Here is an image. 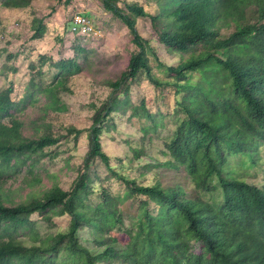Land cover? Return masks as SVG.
<instances>
[{
	"label": "trees",
	"instance_id": "obj_1",
	"mask_svg": "<svg viewBox=\"0 0 264 264\" xmlns=\"http://www.w3.org/2000/svg\"><path fill=\"white\" fill-rule=\"evenodd\" d=\"M32 1L1 4L18 10ZM101 1L129 29L136 52L108 84L111 96L94 106L88 152L69 190L54 183L40 191V162L60 139L49 126L24 137L21 101L12 87L0 91V264H264V186L248 181L264 168V0ZM146 20L150 34L140 26ZM224 28L233 32L221 37ZM33 31L34 40L45 36L42 19ZM46 65L42 57L39 74ZM52 66L51 85L34 76L26 99L35 104L33 95L43 94L44 111H61L56 95L80 66L74 59ZM142 87L162 100V118L163 109L174 117L162 152L177 174L171 186L138 182L128 173L131 160L113 164L101 143L108 118L126 113L130 89ZM131 109L129 118L145 117L151 124L143 130L156 131L144 101ZM66 133L76 141L85 130ZM96 160L119 190L91 178ZM4 177L20 184L6 188ZM34 216L68 223L42 237ZM80 232L98 250L80 244Z\"/></svg>",
	"mask_w": 264,
	"mask_h": 264
},
{
	"label": "rangeland",
	"instance_id": "obj_2",
	"mask_svg": "<svg viewBox=\"0 0 264 264\" xmlns=\"http://www.w3.org/2000/svg\"><path fill=\"white\" fill-rule=\"evenodd\" d=\"M136 1L145 6L148 3V0ZM1 3L0 0V91L12 87V97L21 101L16 117L23 123L24 137L32 136L34 126H49L51 133L60 139L40 162L37 170L41 178L40 191L50 188L54 183L69 190L88 152L86 134L91 125L94 106L99 107L111 96L108 84L119 78L136 52L133 36L120 19L104 9L101 0H33L29 7L18 10L6 9ZM119 4L122 7L124 0ZM76 13L88 16L100 29L101 37L81 38L72 35L69 23ZM35 19H42L47 27L45 36L40 40L32 39ZM147 21L140 26L143 32L150 34L152 28ZM232 32L233 28H224L220 30V36L226 37ZM42 57L46 58L47 65L39 74ZM72 59L76 60L80 69L76 75L68 78L64 88L56 95L63 110L44 111L49 100L40 93L33 95L37 99L35 104L26 99L27 87L34 76L38 84L50 86L53 82L52 74L58 72L52 65ZM33 66L37 69L33 70ZM142 88L130 89V107L126 113H117L108 118V127L101 143L113 164H118L119 159L123 162L131 160L127 166L128 173L130 177L137 178L138 182H157L163 187L171 186L177 174L165 165L167 157L162 152L163 142L168 140L174 129V117L167 109H163L162 118L158 113L162 100L151 88ZM120 98L123 99V94ZM141 101H144L153 115L158 125L156 131L143 130L146 124H151L145 117L129 118L131 108L138 107ZM71 126L85 130L76 141L66 133V129ZM134 149L139 151L138 157L134 156ZM89 173L92 179L100 180L104 186L113 191L119 190L116 183L107 180L109 173L100 161L93 163ZM3 180L4 187L13 190L20 184V180L5 181V177ZM248 181L263 187L264 168L257 176H249ZM187 188L190 192L193 190L191 182L187 183ZM33 219L42 237L54 234L68 223L66 218H54L50 223L39 216ZM78 239L83 246L98 250L85 232H80ZM20 240L28 243L26 237ZM195 251H201L200 244L195 245Z\"/></svg>",
	"mask_w": 264,
	"mask_h": 264
},
{
	"label": "built area",
	"instance_id": "obj_3",
	"mask_svg": "<svg viewBox=\"0 0 264 264\" xmlns=\"http://www.w3.org/2000/svg\"><path fill=\"white\" fill-rule=\"evenodd\" d=\"M69 32L81 38L101 37L99 30L95 27L90 18L84 14L76 13L69 23Z\"/></svg>",
	"mask_w": 264,
	"mask_h": 264
}]
</instances>
